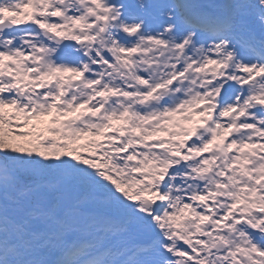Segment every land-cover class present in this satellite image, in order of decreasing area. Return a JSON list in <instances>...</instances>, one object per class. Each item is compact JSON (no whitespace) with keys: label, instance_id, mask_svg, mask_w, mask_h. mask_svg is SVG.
Segmentation results:
<instances>
[{"label":"snow or ice","instance_id":"1","mask_svg":"<svg viewBox=\"0 0 264 264\" xmlns=\"http://www.w3.org/2000/svg\"><path fill=\"white\" fill-rule=\"evenodd\" d=\"M0 264H264V0H0Z\"/></svg>","mask_w":264,"mask_h":264}]
</instances>
